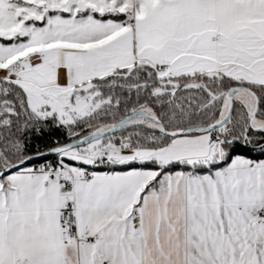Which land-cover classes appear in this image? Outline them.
<instances>
[{"label":"snow or ice","instance_id":"6c2138e0","mask_svg":"<svg viewBox=\"0 0 264 264\" xmlns=\"http://www.w3.org/2000/svg\"><path fill=\"white\" fill-rule=\"evenodd\" d=\"M0 264H264V0H0Z\"/></svg>","mask_w":264,"mask_h":264}]
</instances>
